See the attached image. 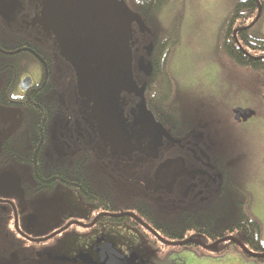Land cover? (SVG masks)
<instances>
[{
	"label": "flooded vegetation",
	"instance_id": "flooded-vegetation-1",
	"mask_svg": "<svg viewBox=\"0 0 264 264\" xmlns=\"http://www.w3.org/2000/svg\"><path fill=\"white\" fill-rule=\"evenodd\" d=\"M134 1L123 0L140 21L120 17L129 37L109 41L106 71L86 31L63 50L42 0H0V264L51 259L46 249L72 229L104 239L105 223L138 241L140 252L122 253L143 264L180 249L250 250L249 193L228 179L166 73L169 42L147 16L157 0L142 12ZM96 240L83 252L94 260Z\"/></svg>",
	"mask_w": 264,
	"mask_h": 264
},
{
	"label": "rangeland",
	"instance_id": "rangeland-1",
	"mask_svg": "<svg viewBox=\"0 0 264 264\" xmlns=\"http://www.w3.org/2000/svg\"><path fill=\"white\" fill-rule=\"evenodd\" d=\"M165 1L162 15L157 26L155 24L157 36L166 42L172 30L175 31L171 28L174 22L180 26L176 49L166 51V73L179 84L183 94L181 103L189 110L191 122L197 121L201 126L207 148L225 161L228 179L249 193L250 214L260 224V240L264 245V105L260 89L256 87L259 80L253 72L236 67L222 52L219 40L221 26L238 0ZM261 31L264 33V14ZM233 108L251 109L255 115L245 123H235L229 117ZM230 163L233 165L229 166ZM119 227L105 223L98 231L120 252L128 246L139 250L138 241ZM82 233V230H69L59 238L57 247L46 249L51 259L41 258L32 264H83L57 260L91 249L98 237L95 232ZM175 251L162 259L143 256L153 264H264L237 247L222 256L195 254L187 249Z\"/></svg>",
	"mask_w": 264,
	"mask_h": 264
},
{
	"label": "water",
	"instance_id": "water-1",
	"mask_svg": "<svg viewBox=\"0 0 264 264\" xmlns=\"http://www.w3.org/2000/svg\"><path fill=\"white\" fill-rule=\"evenodd\" d=\"M42 5L44 24L57 35L63 50L75 49L80 43L79 37L82 32L86 31L88 51L92 55L94 63L100 65V68L106 71L111 68L116 56L114 47L107 45L109 41L113 42V36L118 41L122 40L121 37L126 40L129 37L125 27L119 23L120 17H126L136 23L140 21V17L129 11L123 0H42ZM106 33H108V37L102 36ZM126 40L125 43H127ZM101 103L102 99H99L97 104L101 105ZM232 113L234 115L233 119L238 122H246L255 115L253 110L242 108H234ZM128 215L134 218L133 215ZM117 216H121V214ZM102 241L104 243L101 247H98L97 245ZM189 241H186V243H189ZM223 241L225 240L220 242ZM182 244L184 243L179 245ZM213 246L206 248L210 249ZM239 246L252 257H264V255L251 252L241 243H239ZM92 249L97 253V260H94L88 253L83 252L72 258L58 257L57 260L61 262H81L83 264H143L145 262L139 260L134 251H129L127 255L119 252L113 244L105 242L103 238L96 240V244Z\"/></svg>",
	"mask_w": 264,
	"mask_h": 264
},
{
	"label": "trees",
	"instance_id": "trees-1",
	"mask_svg": "<svg viewBox=\"0 0 264 264\" xmlns=\"http://www.w3.org/2000/svg\"><path fill=\"white\" fill-rule=\"evenodd\" d=\"M149 2L151 0L134 1L135 5L138 3V8L135 9L143 11L147 8ZM166 3L165 0H157V5L162 10ZM263 14L264 0L236 1L227 20L221 26L219 40L222 52L236 67L256 74L259 86L255 85L260 89V98L264 105V33L261 31ZM171 28L175 31L172 30L173 38L170 35V39L167 40L170 41L171 45L166 51H170L171 48L176 49L175 47L180 39V26H178V23L174 22ZM234 33H236V37L233 36ZM166 55L168 54L166 53ZM260 229L259 222L250 214L248 247L254 253L264 255V245L261 244L260 240ZM254 259L258 263H264V257H254Z\"/></svg>",
	"mask_w": 264,
	"mask_h": 264
},
{
	"label": "bare ground",
	"instance_id": "bare-ground-1",
	"mask_svg": "<svg viewBox=\"0 0 264 264\" xmlns=\"http://www.w3.org/2000/svg\"><path fill=\"white\" fill-rule=\"evenodd\" d=\"M161 15L162 9L158 7L157 1H155V4H153L151 11L148 15L149 19H153L151 20V24H156L159 21ZM233 36L236 37V34L234 33Z\"/></svg>",
	"mask_w": 264,
	"mask_h": 264
},
{
	"label": "crops",
	"instance_id": "crops-1",
	"mask_svg": "<svg viewBox=\"0 0 264 264\" xmlns=\"http://www.w3.org/2000/svg\"><path fill=\"white\" fill-rule=\"evenodd\" d=\"M239 261H241V260H239ZM241 263H243V262H241Z\"/></svg>",
	"mask_w": 264,
	"mask_h": 264
}]
</instances>
